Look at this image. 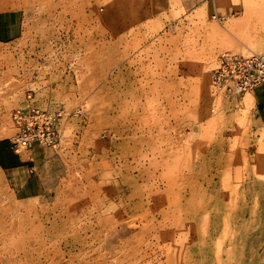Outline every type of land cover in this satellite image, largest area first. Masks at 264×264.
Instances as JSON below:
<instances>
[{
  "label": "rangeland",
  "instance_id": "1",
  "mask_svg": "<svg viewBox=\"0 0 264 264\" xmlns=\"http://www.w3.org/2000/svg\"><path fill=\"white\" fill-rule=\"evenodd\" d=\"M226 53L264 54V0H0V142L29 101L64 111L21 153L36 196L0 167V264H264V130Z\"/></svg>",
  "mask_w": 264,
  "mask_h": 264
},
{
  "label": "built area",
  "instance_id": "2",
  "mask_svg": "<svg viewBox=\"0 0 264 264\" xmlns=\"http://www.w3.org/2000/svg\"><path fill=\"white\" fill-rule=\"evenodd\" d=\"M213 77L215 84L230 94L253 91L264 82V54H223L214 69ZM63 112H49L31 101L14 109L12 122L15 135L11 139L12 151L21 154L35 145H55Z\"/></svg>",
  "mask_w": 264,
  "mask_h": 264
},
{
  "label": "crops",
  "instance_id": "3",
  "mask_svg": "<svg viewBox=\"0 0 264 264\" xmlns=\"http://www.w3.org/2000/svg\"><path fill=\"white\" fill-rule=\"evenodd\" d=\"M252 98L264 130V82L252 91ZM8 149L12 151L11 145L9 146L7 143L0 144V156L3 162V165L0 163L1 169L8 173L14 182V187L23 198L36 196L38 192L35 191L33 177L29 175L33 173L34 168L22 158L21 154L12 151L10 157L5 156L4 152Z\"/></svg>",
  "mask_w": 264,
  "mask_h": 264
},
{
  "label": "trees",
  "instance_id": "4",
  "mask_svg": "<svg viewBox=\"0 0 264 264\" xmlns=\"http://www.w3.org/2000/svg\"><path fill=\"white\" fill-rule=\"evenodd\" d=\"M2 143L6 144L7 142H5V141L0 142V144H2ZM4 154H5V156L10 157V155L12 154V151L8 149L6 152H4ZM0 163L3 165L1 156H0Z\"/></svg>",
  "mask_w": 264,
  "mask_h": 264
}]
</instances>
